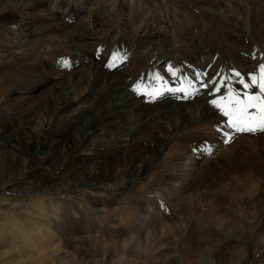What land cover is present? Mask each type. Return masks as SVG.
<instances>
[{"label":"rangeland","instance_id":"374dc122","mask_svg":"<svg viewBox=\"0 0 264 264\" xmlns=\"http://www.w3.org/2000/svg\"><path fill=\"white\" fill-rule=\"evenodd\" d=\"M152 1L100 0L97 17L79 25L84 14L77 13L67 28L52 25L46 39L23 38L0 27V62L6 50H41L16 81L3 79L15 83H7L0 94V153L12 152L25 162V147L40 149L31 137L44 130L48 115L38 111L34 117L19 119L8 115L13 109L40 102L48 95L49 101L55 102L70 93L75 114L84 117L79 122L65 119L62 124H51L49 135L40 142L46 145L45 151L53 149L63 156L65 151L56 147L63 141L60 132L68 131L83 140L91 133L82 127L85 118L103 120L91 141L96 149L90 144L75 149L77 158L62 160L59 174L64 178L73 172L84 175L91 171L96 176L106 171L99 166L110 169L102 189L88 188L78 197L76 192L67 193V209L53 220L51 232L30 239L37 246L46 241L56 245L57 250L51 249L52 264H264V133L233 132L225 144L217 128L227 118L210 103L213 99L227 103L230 88L233 96L255 104L248 108L253 119L262 115L264 91L251 84L249 77L259 79L260 64L264 63V0H184L172 5H154ZM68 3L75 8L73 12L87 11L92 4L85 0H46L41 7L20 14L19 19L29 17L35 19L36 27H47L51 20L43 14L67 15ZM121 3L125 4L122 11ZM145 17L157 19L149 31L154 36L139 44L136 40L142 33L138 26ZM229 21L237 24V29L230 27ZM117 25V33L110 31ZM97 30L105 38L103 46L89 40L81 46L72 40L78 31L96 38ZM113 57L115 62L109 68ZM96 65L105 67L114 79L102 91L93 85ZM236 72L250 83L249 88L238 82ZM201 80L207 87H201ZM224 81L227 85L217 93L213 85L221 87ZM189 83L199 90L194 98L204 94L212 97L206 108L217 112V120L202 117L195 107L197 102L182 99L184 103L195 102L184 108L186 126L180 122L175 149L156 154V140L161 146L166 143L162 130L169 129L170 118L183 111L182 107H172L165 112L162 105L167 99L179 98L180 89L190 91ZM89 92L91 98L87 97ZM74 94L80 96L79 102ZM135 97L154 113L152 125L163 129L152 126L150 133L132 135L128 120L130 114L134 116L133 102L123 121L109 115L112 101ZM249 97L256 99L250 101ZM190 119L195 126L190 125ZM8 130L18 135L3 140L1 133ZM118 136L121 141L114 144ZM240 140L244 142L239 144ZM128 154H137L141 164L126 168L130 173L124 174ZM42 167L49 168L41 165L40 159L33 166V174ZM172 173L176 177H158ZM30 199L26 197L23 204ZM8 242H0V252L5 247L16 252V246L10 245L13 241ZM14 252L1 257L0 262L10 263Z\"/></svg>","mask_w":264,"mask_h":264},{"label":"bare ground","instance_id":"6f19581e","mask_svg":"<svg viewBox=\"0 0 264 264\" xmlns=\"http://www.w3.org/2000/svg\"><path fill=\"white\" fill-rule=\"evenodd\" d=\"M45 1L46 0H0V27L2 29L4 28V29L12 30L13 32L18 33L23 38L38 39L40 37H44L43 39H46L49 37L48 33L52 25L60 28H67L69 27L68 25L71 22L70 20H72L75 16H77V13L84 14L81 17V19L78 20L77 22V24L79 25L85 21H88L89 18L91 19L93 17H97L96 11H99L98 5L100 2V0H95V1L85 0L92 2L90 7L87 9V11H82L80 9L79 11L76 12H73L75 8L73 9L71 4L68 3L66 9H69V12L67 15L64 14V16L59 14L54 15L53 13L50 12L43 14L44 13L43 12L42 14L50 18L51 20L50 21L51 24H49L47 27L44 26L36 27L35 24H33V20L35 19L32 20L29 17L24 18L22 20L19 19L20 14L41 7L42 5H44ZM175 1L172 2V0H153L152 2L154 3V5H159V4L161 5L163 3L172 5L173 3L179 4L181 3L180 1H184V0H175ZM123 8H125V4L121 3L120 11H122ZM132 8L133 7H131V9ZM155 20L157 19L155 18L147 19V17H145L142 23L139 24L138 30L142 34L138 36V39L136 40L137 43L141 44L146 41H149L150 38H153L154 33L149 34V31L151 25H154ZM229 24L230 27L233 28L237 27V24H235L232 21H229ZM118 26L119 25L115 27L112 26L110 28V31L112 32L115 31L114 33H117L119 31ZM75 35L76 36L72 37V40L75 42H79L81 46H84V44H86L88 40L96 43L101 42L100 46H103L105 44L104 41L105 38L102 39L103 35L98 30H97V35L95 33L97 37L93 39L82 35L79 31L78 34ZM132 37L134 39V35ZM158 39L159 37L156 40ZM40 52L41 50H6L4 52L3 54L4 56H1V62H0V94L3 87L7 83H15L13 82V80H10L9 82H4L3 79L4 78L14 79L16 81V79H18V75L20 71L29 67L31 63H33L34 58ZM150 61L151 59H149V63ZM99 65H96L94 67L95 70L92 71V76H93L92 79L94 83L93 85L95 87H98V89L96 90L102 91V89L105 88L107 84L113 81L114 79L111 77V75L108 73L105 67H99ZM28 79L29 78H27V81ZM216 86H218V84H216ZM87 95L88 98H91L92 92H89ZM74 96H75L74 99H76L75 101L79 102L80 96L77 94H74ZM71 97L72 94L66 93L65 95L55 99V102H52L51 100L49 101L50 96L48 95L44 97V99L40 102L34 104L30 102L29 106L27 107H23V106L17 107L12 111L10 110L11 111L10 113L8 112L9 113L8 115L14 116V118H19V119L24 116L31 117L33 115L34 117V115L38 111L45 112V114L48 115V117L46 124L44 126V130H42V132L38 134V136L31 137L32 139L31 141L37 142L38 146H40V149H35L34 147L33 149H30L29 147H25L24 148V153L26 155L25 162H23L20 157H17L12 152L0 153V242L9 243L8 241L12 240L13 242L10 243V245L16 246V252L13 251V248L9 249L7 247H5L3 251L0 252V258L1 257L6 258L12 252H14V254H12V261L10 263L6 262L4 264H33V263L52 264L53 263L52 255L54 252L51 249L54 248L56 245L51 243L50 241H46L40 246H37L36 244L33 243V240L30 239V236L35 235L36 237H44L45 236L44 234L51 232V230L53 229L52 226L53 220L59 219V215L62 212H65L67 209V205L65 204V202H69V201H65V200H69L67 193L76 192L78 193L77 194L78 197L79 195L81 196V194H83L82 190L88 188L102 189L101 186L103 185V183L109 180L110 172L108 171L110 169H108L109 167L107 168L105 165L99 167H101L100 169H104L106 171L105 172L99 171L96 176L95 174H92L91 171L83 172L84 175L79 172H73L72 174H68L64 178L60 177L59 174L61 170L60 164L62 160L67 161V159L69 158L72 159L77 158L75 149L82 148L83 146L88 144L92 145L91 146L92 149H96V146L93 145L92 143L93 142L92 138H94L97 129L103 126V120L94 122L96 118L86 117L85 118L86 123L82 124V127H85L84 128L85 133L90 131L91 133H89L90 135L88 137H85L83 140L74 137L68 131L65 133L60 132L59 137L63 139V141H60L59 144L57 143L56 147L62 151L63 150L65 151V154L63 156H60L53 149H48V151H45L46 145L40 142L39 140L42 139L41 137L44 138L45 135H49L51 131V124L55 122L62 124V122L65 119L73 122H79L78 119L84 117L83 115L78 116V114H75L74 111L75 104L74 101L71 100ZM210 99H212V97H210L209 94H204L201 95L200 98L190 99L189 102L190 101L197 102L198 105H196L195 107H197V109L200 111L199 112L200 115L202 117L209 115L210 119L215 121L217 120V115H216L217 112L210 111L206 108V103ZM136 100L138 99L135 97V99L132 98L129 101L126 100V98H121V99L118 98L112 101L111 103L112 110L111 112H109V115L112 113L113 115H115L116 117H118L120 120L123 121V119L126 116L125 114H127L128 112L127 108L130 102H133L131 110L134 112V116L130 114L129 115L130 118L128 121L132 126L130 129L131 134L139 136L143 132L150 133L152 131V126H157V125H152L155 122L156 117L154 113H152V111L150 110L149 105H145L144 103H142V101H140L142 103L141 104ZM195 102L184 103L182 102V99L178 98L177 96L176 98L167 99L165 101V103L162 105L163 110L165 112H167V110L172 107H182L183 111L179 116L170 118L171 127L169 129L162 130L164 138L166 139V143L163 146H161V144H158L160 140L159 139L156 140V143L154 145L155 148L154 152L156 154L161 153L163 149L164 150L175 149L177 143L176 142L177 139L175 136L177 135L178 131L181 128L180 122H182L181 125L183 127L186 126V124L184 123L186 122V113H185L186 110L184 108L185 107L188 108V106L193 105ZM54 116H57V118H55V121H53ZM194 122H195L194 119L189 120V123L192 127L195 126ZM157 128L163 129V127H158V126ZM1 134L3 135L2 139L7 140L9 138L11 139V137H16L18 135V132L16 133L13 131L11 132V130H8L6 133H3L2 131ZM120 141L121 138L118 136L114 144L119 143ZM242 141L243 140H240L239 144ZM30 150L32 151L28 152ZM39 150H43L44 153H40ZM40 159H41V165H48L49 168L46 169L42 167L41 171H39L37 174H33V172L35 171L33 170V166L37 164V162ZM175 160H177V158H175ZM139 162L141 164V158L137 154H128L124 161L123 173L124 174L128 173L129 171L125 169L126 168L132 169ZM140 169L141 166L140 168L137 169V171H140ZM134 172L135 171L131 173L134 174ZM158 177L162 178L163 180H166L167 178L170 179L176 177V174L172 173L169 175H159ZM79 188L80 191L78 190ZM26 197H30L31 199L25 204H23V201ZM60 199L64 203L63 202L59 203ZM7 236L10 239H8ZM15 239H18L20 242H16ZM72 242L74 243L76 242V240L73 239ZM44 247H47L48 249ZM56 248L57 247H55V249ZM45 257L47 258L46 261L44 260ZM0 264L2 263L0 262Z\"/></svg>","mask_w":264,"mask_h":264},{"label":"snow or ice","instance_id":"6c2138e0","mask_svg":"<svg viewBox=\"0 0 264 264\" xmlns=\"http://www.w3.org/2000/svg\"><path fill=\"white\" fill-rule=\"evenodd\" d=\"M114 62H115V57H113V62H110L108 64V67L109 68L113 67ZM64 63L65 66L68 65L67 61H65ZM260 73L261 75L259 79H257V77L253 75L249 77V80L251 81V84L258 85L261 91H264V63L260 64ZM199 75L200 74H198V78ZM235 75L238 79V82L242 84L245 89L250 87V83L246 82L245 79L241 78L240 72H236ZM225 85H227V81H224V84L221 85V87H216L215 84L213 85V87L215 88V91L219 93L221 92L222 87H224ZM201 87H207V84L202 80H201ZM189 89L190 91L186 89H180L179 91L181 92V96L179 98L190 100L195 96L199 95V90L196 89L192 83H189ZM133 91L138 92V88H133ZM154 95H159V93H155ZM255 99L256 97H249L250 101ZM150 102H154V101H150ZM210 103L221 112L223 117L227 118L226 123L217 128V131L220 133V135L224 137L223 142L225 144L229 143V141L232 139L233 132L250 133V134H256L257 132L264 133V104L261 105L262 115L259 117V119H253L248 112V108L255 107V104L245 103L241 101L238 96H233L230 88H229V98H227V103L218 102L215 99L210 101Z\"/></svg>","mask_w":264,"mask_h":264}]
</instances>
